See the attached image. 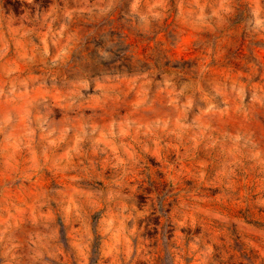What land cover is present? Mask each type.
I'll return each instance as SVG.
<instances>
[{"label": "clouds", "instance_id": "obj_1", "mask_svg": "<svg viewBox=\"0 0 264 264\" xmlns=\"http://www.w3.org/2000/svg\"><path fill=\"white\" fill-rule=\"evenodd\" d=\"M0 264H264V0H0Z\"/></svg>", "mask_w": 264, "mask_h": 264}]
</instances>
